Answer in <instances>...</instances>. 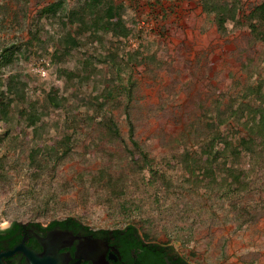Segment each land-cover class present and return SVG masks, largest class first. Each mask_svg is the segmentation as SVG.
<instances>
[{
	"label": "rangeland",
	"instance_id": "rangeland-1",
	"mask_svg": "<svg viewBox=\"0 0 264 264\" xmlns=\"http://www.w3.org/2000/svg\"><path fill=\"white\" fill-rule=\"evenodd\" d=\"M55 1L0 0V47L14 51L0 66V79L12 76L17 83H26L29 96L25 103L34 105L38 112L48 106V115L35 127L26 126L22 119L13 122V135L22 130V140L10 142L8 138L0 146V156L7 157L0 163L4 176L0 179V226L12 221L46 223L67 217L92 228L118 229L134 224L202 264H264L262 138L254 137L262 156L253 164L242 151L221 169L215 165L211 172L191 174L172 157L192 145L195 156L199 155L200 161L205 159L196 144L203 137L207 111L215 105L225 110L240 104L247 111L264 108V41L250 31L251 23L256 22L253 9L264 0H240L224 33L216 30L213 15L202 9L205 0H116L122 3L119 13L131 27L126 39L111 33L93 37L82 29L78 16H70L79 0H63L55 16L40 19L39 34L34 38L39 10ZM220 2L233 8V0ZM67 32L81 44L52 65L49 55ZM132 51L138 60L131 58ZM64 66L74 76L57 79L55 68ZM118 70L125 84L134 85L130 104L126 106L128 97L124 94L118 104L109 103L104 109L107 115L111 111L120 136L129 146L132 125L134 139L155 159L159 174L152 183L148 168L136 169L122 144L108 138L100 117L93 112L95 92L108 78L117 79ZM53 85L59 89V108L47 100ZM247 113L241 122L231 120L222 127L224 134L232 140L245 137ZM71 119L72 125L68 123ZM4 127L0 125V130ZM68 134L75 138L74 154L58 169L56 182L51 186L49 180H35L40 172L34 163H28L30 149L59 144ZM231 165L242 172L241 180L250 183L240 195L242 203L253 206L251 220L233 214L223 196L228 189L225 171ZM99 170L128 175L135 183L130 198L136 200L139 210L121 214L104 200L105 191L91 182ZM80 180L90 192L88 200L81 195V184H76ZM65 183L69 187L62 188ZM28 188L38 194L26 195ZM49 190L57 197L46 208Z\"/></svg>",
	"mask_w": 264,
	"mask_h": 264
},
{
	"label": "trees",
	"instance_id": "trees-1",
	"mask_svg": "<svg viewBox=\"0 0 264 264\" xmlns=\"http://www.w3.org/2000/svg\"><path fill=\"white\" fill-rule=\"evenodd\" d=\"M63 0H56L55 2L49 3L39 10L38 19L35 24V29L31 33L34 38H37L39 34V28L37 24L40 19L46 16H55L62 8ZM80 5L73 10H70V16H78L81 20L82 29H86L90 32L93 37H98L99 33L112 34L113 36L120 37L122 39L128 38L131 34V27L127 23L126 19L119 13V8L122 3L116 0H79ZM232 7L220 2V0H205L203 2L202 9L209 14L213 15V21L216 26V30L224 33L226 30L227 21L231 20L235 16V12L240 5V0H233ZM253 15L256 20L255 23H251L250 31L252 34L261 41H264V1L255 6L253 9ZM81 44L80 40L74 37L70 32L65 33L58 39L57 45L51 54L49 55L50 62L52 65H56L65 59L70 49L76 48ZM131 58L138 60L135 51H132ZM13 48L7 46L0 47V66L4 65L7 60L13 56ZM100 57V56H99ZM99 57L97 59H99ZM103 61L106 60L102 59ZM144 60H141L142 64ZM57 79L69 78L68 69L66 67L55 68ZM120 71L116 73V77L108 78L105 85L99 92H95V102L93 112L95 117H100V124H102L108 133V138L111 141H118L122 144L124 150L127 153L129 161L136 167L137 170H141L145 167L148 168L152 177L149 183L153 182V179L159 174V170L155 167V159L150 156V153L144 144H140L134 139L133 127L129 126L128 136L131 140V146H129L124 137L120 136L117 122L114 120L111 111L108 115L105 111V107L110 103L114 104L120 101L122 96L125 94L128 99L126 106H129L131 95L133 93V83L131 85L125 84L121 78ZM17 83L14 77H7L5 80L0 79V125L5 127L0 130V146L3 145L9 138L10 142L17 141L20 138L19 135H13V122L22 119L26 122V126L35 127L37 121H39L44 115H48V106L45 107V111L38 112L34 105L27 104L29 92L25 90L27 84L19 81ZM116 82V84L114 83ZM51 92L54 93L52 97L51 92L47 93V100L49 105L54 108H59L62 105L61 101H58V86L53 85ZM12 99V101H10ZM60 100V99H59ZM248 112L247 120L244 125L247 129V135L245 137H239L232 140L231 137L225 135L222 131V127L229 125V122L233 120L238 123L244 117V114ZM128 114V111H125ZM207 118H205V124L203 126L202 138L197 142L205 159L200 161L199 155L195 156L196 151L192 145H189L177 154H173V159L180 160L181 164L185 168L194 174L198 170H202L203 173H208L215 169V165L218 169L221 166L224 167L230 159L238 157L242 151L247 154L252 161V164L257 163L259 158L262 156L261 150L256 148L255 140L257 136L262 138V146H264V108L250 109L241 104L231 109H221L219 105H215L213 110L207 111ZM68 123L73 124V120H69ZM75 131V130H74ZM72 134H75L74 132ZM71 134H68V138H65L61 143L56 145H42L40 147H34L30 149L27 154L28 163L31 166L33 163L35 168L39 170V177H34L35 180L41 179L44 183L49 180L51 186L56 182V174L58 169L72 159L74 151L72 145L73 139H70ZM22 140V139H21ZM20 141V140H19ZM195 152V153H194ZM110 153V152H109ZM192 153H194L192 155ZM7 157L5 155L0 156V163ZM163 158V157H162ZM222 160V164L220 161ZM166 162H170V159ZM141 163L143 165H141ZM253 166L248 169L251 171ZM3 172V168H0ZM0 172V179H3V173ZM226 178L228 182L225 184L228 186L226 191L223 193L229 200V207L233 214H237L245 220L253 219L251 216L252 205H248L241 202V195H244V190L249 188V185L245 179L241 180V171L235 169L233 165L226 169ZM80 173V172H79ZM79 173H76L77 177ZM79 178L83 176L80 173ZM74 175V174H73ZM36 176V175H34ZM38 178V179H37ZM91 182L97 185L101 190L105 191L106 195L104 200L108 201L112 206L117 207L121 214L129 215L135 210H139V206L136 200L130 198V190L135 187V183L131 178L124 173H106L103 170H99L91 177ZM82 180L77 185L81 184L83 188L82 196L88 200L90 192L88 188L84 186ZM250 184V183H249ZM262 193H264V175L262 177ZM223 185V184H222ZM50 186V187H51ZM69 187V185L62 184L63 188ZM50 191V190H49ZM48 191V192H49ZM51 192V191H50ZM25 194H38V191L34 188H28ZM241 194V195H240ZM57 195L55 192L48 194L45 200L46 208L48 204H54L56 202ZM43 207V208H45ZM188 214V213H187ZM181 215V214H180Z\"/></svg>",
	"mask_w": 264,
	"mask_h": 264
},
{
	"label": "water",
	"instance_id": "water-1",
	"mask_svg": "<svg viewBox=\"0 0 264 264\" xmlns=\"http://www.w3.org/2000/svg\"><path fill=\"white\" fill-rule=\"evenodd\" d=\"M0 264H202L137 240L47 234L0 256Z\"/></svg>",
	"mask_w": 264,
	"mask_h": 264
},
{
	"label": "flooded vegetation",
	"instance_id": "flooded-vegetation-1",
	"mask_svg": "<svg viewBox=\"0 0 264 264\" xmlns=\"http://www.w3.org/2000/svg\"><path fill=\"white\" fill-rule=\"evenodd\" d=\"M65 235L79 237H94L122 240L143 241L172 253L183 256L171 245L153 239L147 233L139 230L134 224H127L123 228L104 229L92 228L74 217L52 219L46 223L40 221L10 222L0 226V256L17 247L18 245L44 235ZM184 257V256H183Z\"/></svg>",
	"mask_w": 264,
	"mask_h": 264
}]
</instances>
